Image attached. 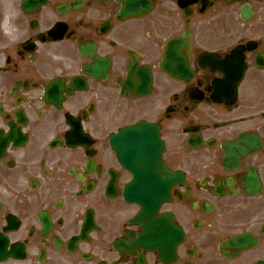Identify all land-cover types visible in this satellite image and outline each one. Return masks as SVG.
I'll return each mask as SVG.
<instances>
[{"label":"flooded vegetation","instance_id":"flooded-vegetation-1","mask_svg":"<svg viewBox=\"0 0 264 264\" xmlns=\"http://www.w3.org/2000/svg\"><path fill=\"white\" fill-rule=\"evenodd\" d=\"M0 264H264V0H0Z\"/></svg>","mask_w":264,"mask_h":264}]
</instances>
